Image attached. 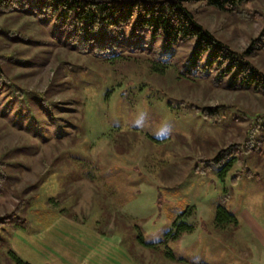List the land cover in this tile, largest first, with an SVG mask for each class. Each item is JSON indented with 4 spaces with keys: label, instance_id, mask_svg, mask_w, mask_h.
<instances>
[{
    "label": "rangeland",
    "instance_id": "rangeland-1",
    "mask_svg": "<svg viewBox=\"0 0 264 264\" xmlns=\"http://www.w3.org/2000/svg\"><path fill=\"white\" fill-rule=\"evenodd\" d=\"M252 8L261 10L262 19L251 24L222 26L210 8H202L198 20L242 50L264 21V0L244 6L246 11ZM0 24L28 39L0 37L7 44L2 51L25 62L10 74L18 84L37 91L54 75L65 77L66 88L56 98L68 99L64 114L71 119L58 129L47 123L44 133L24 121L18 124L0 105V150L20 143L35 147L34 153L21 157L27 167L14 188L35 180L41 158L56 157L59 163L39 185V201L31 202V210L50 208L46 199L54 197L59 208H68L78 218L61 214L44 228L32 223L0 231V264L12 262L7 250L32 264H170L168 250L176 254L173 264L180 259L182 264H199L200 259L210 264H264V141L263 152L244 153L233 167L225 169L226 158L212 159L228 137L241 140L232 114L262 112L264 96L237 98L223 83L215 84L214 72L201 77L203 70L197 69L194 75H181L191 46L172 49L160 39L138 38L123 42L118 53L109 47L93 56L57 39L33 15L5 14ZM169 57L170 67L164 69L163 60ZM256 64L264 68V58ZM200 105L226 106L217 111L230 117L209 125L196 114L194 107ZM260 130L264 134V127ZM242 166L254 175L232 180ZM15 200L12 188L1 194L0 215L9 212ZM218 205L237 219L236 227L214 225ZM33 214H26L28 220ZM180 222L191 229L172 237ZM139 235L157 248L137 243ZM104 240L119 241L122 256L107 259L100 244Z\"/></svg>",
    "mask_w": 264,
    "mask_h": 264
},
{
    "label": "trees",
    "instance_id": "trees-1",
    "mask_svg": "<svg viewBox=\"0 0 264 264\" xmlns=\"http://www.w3.org/2000/svg\"><path fill=\"white\" fill-rule=\"evenodd\" d=\"M249 1L0 0V16L5 14L33 15L37 21L47 24L52 35H56L57 39L63 38L69 47L76 49L79 53L85 54L91 51L93 56L102 55L109 47L118 53L124 46L123 42L135 41L138 38L141 42L147 38L148 41L160 39L164 47L172 49L179 46H191L190 56L182 67L181 75L185 73L194 75L197 69L203 70L201 77L214 72L217 78L215 84L223 83L224 88L236 92L237 98H246L250 93L264 96V68L256 64L257 59L263 60L264 58V21H262L263 25L258 34L250 36L247 46L238 50L229 41L217 35L215 31L207 29L198 20V15L202 8H210L221 19L222 26L228 22L236 24L242 21L251 24L254 20H261L262 13L257 8L246 11L244 6ZM0 37L9 41H28L20 31L6 28L1 24ZM6 47L7 44L0 41V105L2 111H10L18 124L24 121L37 131L42 129L44 133L49 122L57 129L63 128L66 123L70 124L71 119H67L68 114H64L69 111L68 99L56 98V95L66 88L65 77L54 75L46 87L40 91L18 84L16 76L11 75L10 71L13 67L25 64V62L9 52H3V48ZM171 58L163 60L164 69L170 67ZM233 104L237 105V101ZM221 107L226 106L200 105L194 108L196 114L209 125H213L220 123L223 118L230 117L223 110L217 111ZM65 120L68 121L65 122ZM239 120L246 121V123L240 125ZM232 124L235 129H238L241 140L237 141L233 136L228 137L227 143H224L212 158L215 161L226 158L225 169L231 167V164L233 167L241 163V155L244 153L263 152L261 146L264 134L260 133V129L264 127V110L254 113L247 109L241 116L232 114ZM34 148V145L20 143L0 150V195L12 188L16 199L13 208L0 215V231L24 229L32 223L36 227L44 228L61 214L78 220L68 208H59V200L54 197L46 199L50 203V208L31 210V202L39 201V185L51 175L52 169L59 163L56 157L49 161L41 158L42 168L35 180L25 183L18 189L14 188L19 181L20 172L27 167L21 157L34 153ZM242 174L244 176L254 175L250 169L242 166L235 170L232 180L238 179ZM29 208L34 213L33 220H28L26 215L30 213L27 210ZM174 224L173 222V226ZM214 225L220 228L236 227L237 219L223 206L218 205L215 209ZM134 228L137 232V227L134 226ZM189 229H191L190 225L180 222L175 232L170 235L175 237ZM170 232L171 230L166 234ZM137 243L148 249L157 248L155 243L143 241L142 235H139ZM5 255L12 261L10 264H31L12 250H7Z\"/></svg>",
    "mask_w": 264,
    "mask_h": 264
},
{
    "label": "crops",
    "instance_id": "crops-1",
    "mask_svg": "<svg viewBox=\"0 0 264 264\" xmlns=\"http://www.w3.org/2000/svg\"><path fill=\"white\" fill-rule=\"evenodd\" d=\"M223 229H227V228H223ZM102 235L104 236V234H102ZM100 244H101L102 251L105 252V250H107V253H106L107 254L106 255V258L107 259H109V256H111V257L112 256H116L117 258H119L123 254L122 253L123 250H121V248H120L119 241H114V240L108 241V240H104V241L100 242ZM118 250H119V252H121V254L118 253ZM86 251H88V250L85 249V254L87 253ZM166 253L169 254V256L171 258L170 264H173L174 261H175L176 254H174V252L171 251V250H168ZM118 261H119V259H118ZM177 262L180 263V264L185 263L181 259H180V261H177ZM82 263L83 264H88V261L87 262L84 261ZM196 263H199V264H210L209 262H206V260H204V259H200V262L198 260V261H196Z\"/></svg>",
    "mask_w": 264,
    "mask_h": 264
}]
</instances>
